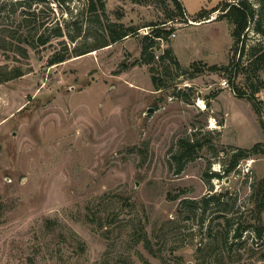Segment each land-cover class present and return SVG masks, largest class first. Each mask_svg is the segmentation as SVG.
Returning <instances> with one entry per match:
<instances>
[{
    "label": "rangeland",
    "instance_id": "374dc122",
    "mask_svg": "<svg viewBox=\"0 0 264 264\" xmlns=\"http://www.w3.org/2000/svg\"><path fill=\"white\" fill-rule=\"evenodd\" d=\"M90 1L0 0V264H264V0Z\"/></svg>",
    "mask_w": 264,
    "mask_h": 264
},
{
    "label": "trees",
    "instance_id": "16d2710c",
    "mask_svg": "<svg viewBox=\"0 0 264 264\" xmlns=\"http://www.w3.org/2000/svg\"><path fill=\"white\" fill-rule=\"evenodd\" d=\"M54 1H56L59 4H62V3L68 2L70 0H54ZM133 1L136 3H139L137 0H133ZM170 1L172 2L173 7H174V11H175L173 16H175V17L177 16V17H179V19H182V21H185L186 19L184 16V10H183V7H182L181 3L179 2V0H170ZM95 3H98L97 5H98L100 10H104V1L103 0H97ZM95 3L92 0L90 1V8H89L90 11H94V9L96 7ZM216 10H219V9H215L212 12H214ZM220 12H221V14H220V16H218V18L226 19L227 21H229L232 24L233 28L231 31V37L233 39L234 46H236L240 41L242 42V36L244 35V32L247 29L248 24L250 23L251 20H253V18L255 16L254 11L251 9L250 5L245 0H234V2L225 3L224 7H220ZM197 18L198 19L203 18V12H200L199 14H197ZM156 29L157 30L154 33L156 35L155 38L165 37V36H167V34H169V32L166 30L164 31V30H161L159 28H156ZM108 30L110 33V38H109L110 43H115V42L121 40L122 38L128 36L131 32H133V30L130 31V30L123 29V28L119 31L118 30H112L111 26H109ZM255 30L257 32L262 33V30L259 28V25H257L255 27ZM53 37H55V38L62 37V32H61L60 28H57L52 32V38ZM144 39H147V36ZM47 42H48V40L46 37H43L41 35L37 37V43L39 46H43ZM147 47L148 46L145 45L142 48V54L145 53ZM257 52H259V50H257V48H252L250 50V56H254L255 60L258 59L261 61L264 58V54L263 55L260 54L259 56H257V54H255ZM263 53H264V50H263ZM65 59H66V57L64 54L57 55V56L51 57L49 59L48 63L50 65H52L55 63H60V62L64 61ZM233 67H234L233 69L236 72L237 66H236L235 62L233 63ZM192 68L194 69V72H200L199 68H197L195 65H192ZM214 69H216V68L214 67ZM20 75L21 74L16 73L14 77L16 78V77H19ZM2 81H6V80L0 79V83ZM249 100L252 104V107H253L255 113L257 114V116L260 117L261 116L260 107L254 102V100L252 98H250ZM259 124L261 126V129L264 132V120L260 119ZM199 147H201V144H199L198 142L187 143L185 152L179 156V159L185 155H190L192 152H195L196 149ZM260 148L264 149V144L263 145L256 144L255 146H252V148H250V149H239V150H237L235 153H233L231 155L230 164H229L228 168L225 170V172L228 173L231 170H233L239 159L245 158L251 153H253V154L256 153L257 151H259ZM255 203H256V207L258 209L257 212H258V214H260L262 211H264V191L263 190H261V192H258ZM253 231H254V234L256 235L257 238H261L262 233H263V227L257 226ZM236 233L237 234L234 237H238V235H239V232L237 229H236ZM262 259H264V254L262 256Z\"/></svg>",
    "mask_w": 264,
    "mask_h": 264
},
{
    "label": "water",
    "instance_id": "95a60500",
    "mask_svg": "<svg viewBox=\"0 0 264 264\" xmlns=\"http://www.w3.org/2000/svg\"><path fill=\"white\" fill-rule=\"evenodd\" d=\"M150 112H151V110H150V109H148V110H147V113H150Z\"/></svg>",
    "mask_w": 264,
    "mask_h": 264
},
{
    "label": "bare ground",
    "instance_id": "6f19581e",
    "mask_svg": "<svg viewBox=\"0 0 264 264\" xmlns=\"http://www.w3.org/2000/svg\"><path fill=\"white\" fill-rule=\"evenodd\" d=\"M199 103H201V102H199ZM203 108H204V107H203ZM211 122H212V121H211ZM211 126H212V127H214V125H213V124H212Z\"/></svg>",
    "mask_w": 264,
    "mask_h": 264
}]
</instances>
